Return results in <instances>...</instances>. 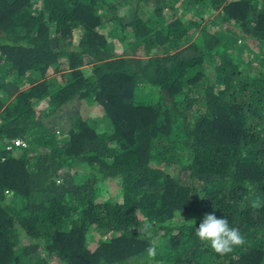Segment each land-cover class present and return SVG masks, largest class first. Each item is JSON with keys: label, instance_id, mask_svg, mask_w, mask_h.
I'll use <instances>...</instances> for the list:
<instances>
[{"label": "trees", "instance_id": "trees-1", "mask_svg": "<svg viewBox=\"0 0 264 264\" xmlns=\"http://www.w3.org/2000/svg\"><path fill=\"white\" fill-rule=\"evenodd\" d=\"M0 264H264V0H0Z\"/></svg>", "mask_w": 264, "mask_h": 264}, {"label": "clouds", "instance_id": "clouds-1", "mask_svg": "<svg viewBox=\"0 0 264 264\" xmlns=\"http://www.w3.org/2000/svg\"><path fill=\"white\" fill-rule=\"evenodd\" d=\"M13 141L6 147L7 151L28 148V141L22 138L12 139ZM196 237L204 242L218 254H226L233 250V247L243 242L244 236L238 228L229 225L226 218H217L213 214L204 216L198 228H195ZM149 254L155 255V248H149Z\"/></svg>", "mask_w": 264, "mask_h": 264}, {"label": "rangeland", "instance_id": "rangeland-1", "mask_svg": "<svg viewBox=\"0 0 264 264\" xmlns=\"http://www.w3.org/2000/svg\"><path fill=\"white\" fill-rule=\"evenodd\" d=\"M212 18V17H211ZM215 29V28H214ZM198 36V34L193 38V39H195L196 37ZM108 185H109V182H108Z\"/></svg>", "mask_w": 264, "mask_h": 264}]
</instances>
